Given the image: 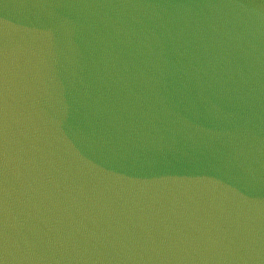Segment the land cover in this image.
<instances>
[{"label": "water", "instance_id": "water-1", "mask_svg": "<svg viewBox=\"0 0 264 264\" xmlns=\"http://www.w3.org/2000/svg\"><path fill=\"white\" fill-rule=\"evenodd\" d=\"M3 264H264V0H0Z\"/></svg>", "mask_w": 264, "mask_h": 264}, {"label": "snow or ice", "instance_id": "snow-or-ice-1", "mask_svg": "<svg viewBox=\"0 0 264 264\" xmlns=\"http://www.w3.org/2000/svg\"><path fill=\"white\" fill-rule=\"evenodd\" d=\"M0 264H3V261H0Z\"/></svg>", "mask_w": 264, "mask_h": 264}]
</instances>
